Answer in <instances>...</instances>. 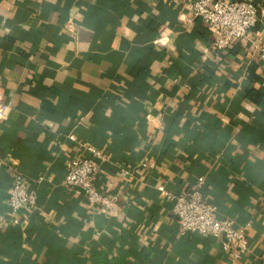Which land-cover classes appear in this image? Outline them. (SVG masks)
<instances>
[{"label":"crops","instance_id":"crops-1","mask_svg":"<svg viewBox=\"0 0 264 264\" xmlns=\"http://www.w3.org/2000/svg\"><path fill=\"white\" fill-rule=\"evenodd\" d=\"M194 1L0 0V264H264V59L246 40L214 51L213 29L184 21ZM87 146L111 211L64 183ZM11 169L38 196L16 214ZM199 181L246 229L240 259L179 234L158 188Z\"/></svg>","mask_w":264,"mask_h":264},{"label":"built area","instance_id":"built-area-1","mask_svg":"<svg viewBox=\"0 0 264 264\" xmlns=\"http://www.w3.org/2000/svg\"><path fill=\"white\" fill-rule=\"evenodd\" d=\"M190 16L184 19L192 23L200 19L214 31L212 49L227 50L240 41H249L253 52L264 59V42L258 33H254L259 20V6L253 1L239 0H195L190 5ZM71 141H76L70 135ZM89 158L76 156L66 164L64 183L82 192L88 204L111 211L117 203V196L108 197L100 193L95 185L96 175L101 171L106 157L92 146L86 147ZM129 173L122 172L126 177ZM12 185L9 191V207L13 214L24 207H35L38 196L36 191L26 185L25 178L11 169ZM203 181H199L189 196H180L167 191L163 186L158 190L162 197L172 203V214L178 222L180 235L200 234L219 240L225 254L232 260L243 257L248 251V237L245 228H237L230 219L216 216L217 207L208 202L202 194Z\"/></svg>","mask_w":264,"mask_h":264},{"label":"trees","instance_id":"trees-1","mask_svg":"<svg viewBox=\"0 0 264 264\" xmlns=\"http://www.w3.org/2000/svg\"><path fill=\"white\" fill-rule=\"evenodd\" d=\"M248 94L250 96L254 97L255 101H257V102L259 101L260 102V100H261V94L255 92L253 90L249 91Z\"/></svg>","mask_w":264,"mask_h":264}]
</instances>
